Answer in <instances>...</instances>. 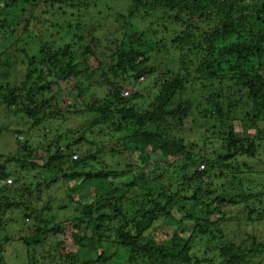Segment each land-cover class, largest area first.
Instances as JSON below:
<instances>
[{
  "label": "trees",
  "instance_id": "trees-1",
  "mask_svg": "<svg viewBox=\"0 0 264 264\" xmlns=\"http://www.w3.org/2000/svg\"><path fill=\"white\" fill-rule=\"evenodd\" d=\"M111 1L87 22L88 0H0V108L26 128L0 127L16 142L0 163V264L13 226L25 229L26 264H257L264 191L243 184L238 174L255 171L238 158L264 162V0ZM173 51L176 70L144 102L128 85ZM74 116L84 119L46 141ZM213 139L222 151L207 154ZM85 143L94 153L74 149ZM223 171L231 180L215 188Z\"/></svg>",
  "mask_w": 264,
  "mask_h": 264
},
{
  "label": "rangeland",
  "instance_id": "rangeland-1",
  "mask_svg": "<svg viewBox=\"0 0 264 264\" xmlns=\"http://www.w3.org/2000/svg\"><path fill=\"white\" fill-rule=\"evenodd\" d=\"M78 1L79 0H76V3ZM88 1L92 4V7L85 11V21H87V22L96 21V18H103L104 16H106V13H105L106 8L104 7V0H88ZM127 1H129V0H114V3H115V6H116V8L118 10L124 11ZM106 2H112V1L111 0H106ZM69 8H67V10ZM75 12L76 11L73 12L75 14V16H72V19H71L72 21H70L72 24H74L75 20H76L77 14ZM40 13H41V15L43 17H46L45 12L41 11ZM53 20L54 21H61L62 19L54 18ZM159 35H160L159 37L167 38L169 40L173 39V36H174L173 33H170V32L168 34H159ZM153 48L154 47H152L150 49L153 51V53H157V50L153 49ZM175 53L176 52L173 51V53L170 56H164V54H163L162 56L157 57V60H153L152 61L150 66L158 67L160 69L159 73L156 76H152V77H147L146 76V80L143 81L142 83L137 84V83L133 82V83L128 85L129 87H131L130 85L137 86V90L141 93L142 96L145 97L144 102L148 103L149 101H151L150 99H152V97H153V95H152L153 93L152 92H156V90H157V87H155V85L160 84L161 81L164 78H166V77L169 78L170 77V75L167 74L166 68L167 67H170V68L172 67V68H174L176 70L177 65L179 64V62L177 61L178 59H176ZM8 117H13V116L10 115L9 113H7V111H3L0 108V127H2L3 125H11V126H13L14 129H20V130L21 129H26L25 127H23L24 122L22 120H19V119L15 120V119H11V118H8ZM82 119H84V118L80 117V116L79 117L74 116L73 118H67L65 123L63 122L64 119L63 120H57L52 125V132L51 131L47 132V140L46 141L52 140L54 138V136H56V135H59L61 133L67 132L70 128H72L74 126V124L77 121L82 120ZM192 125L193 124L191 123L189 125V127H191ZM203 131H204V129H203ZM193 132L194 133L189 132L187 135H189V136H191V135L193 136L194 135L193 138L191 139V141H193L195 143L199 142V144H200L201 143L200 140H202V138L205 139V136L201 135V132H198L196 135H195L196 132L195 131H193ZM182 136H184V133H182ZM21 138L23 139V137H20V139L18 137V140H21ZM21 141H24V140H21ZM46 141L45 140H39L38 143H39L40 149H41L42 146H46L45 145ZM102 141H107V139L101 138L100 140H97L96 142L100 143ZM15 143H16L15 139H11V140L6 142V141H3L1 139V137H0V163H4V160H5L4 157H2L3 153H11V152L15 151V149H16V147H15L16 144ZM87 144H88V146L86 145V143L84 144L85 145L84 148H83V144H81L80 146H77L74 149H79V150H82V151H85V152L87 151L89 153H94L95 149L91 148V145L89 143H87ZM221 147H222L221 142L219 140H216V139H213L212 143H210L207 147L201 146V148H203L207 154H211V151H213V152L216 151V152L220 153L222 151ZM74 156L72 158L73 160L75 159ZM77 158H78V155H77ZM262 159L264 160V158H262ZM246 160L251 162L252 166H254V171L255 172L253 174H250V173L241 174L240 173V174H238V176L242 175L243 184H245V186L246 185L247 186L253 185L252 192H254V193H256V192L260 193L261 192L262 193L264 191V176L261 175V171L264 170V162L260 161L259 166H255V160L246 159L245 157H239L238 158V161L240 163L243 162V161L245 162ZM157 163H159V165L163 166V167L166 165L164 161H161V159H158V158L155 157V158L152 159L150 166L151 165L155 166ZM199 169L202 170L203 166H200ZM148 171H149V168L146 170V172L148 173ZM220 173L221 172H219L215 177L212 176V178L210 179L214 183V187L215 188H217V187H219L221 185H224V184H226L227 182H229L231 180V175L229 173L223 171L224 174H227V175H224V176H227V178H225V177L220 178ZM15 174L18 175V176L20 174L19 177L23 176V173H19L18 171H15ZM11 179L15 180L14 177H12ZM8 181L12 182V180L8 179V180L2 181L1 183L7 184ZM14 183H13L14 187H16V182H14ZM1 186L2 185L0 184V188H1ZM57 188L58 189H63L62 187H59V186ZM44 199L45 200L42 201L41 206H45L46 205V197H44ZM58 201H60V200H58ZM55 206H57V205H55ZM229 209H230V212H237V211H232V207L231 206H229ZM59 214L62 215L63 213L59 212ZM11 216L13 218H16L15 214H12ZM213 217L215 218V216H213ZM155 226L161 228L162 225L158 221L155 224ZM235 226H236L235 223H233L231 225L230 229L232 228V229L235 230L236 229ZM13 228H14V235H11V238H12L11 242H13V244L10 247L8 246V251H7V254H6V261L8 262V264H26L28 259L26 257L25 247L22 244V242H20L18 240L19 239V237H18L19 236V232L18 231H20L22 234H24L23 230H25V229L24 228H20V227L16 228L14 226H13ZM242 228H240L241 230L239 232H237V233H239V234H241L243 236L248 235V233L251 231V230L248 229L249 228L248 226H246L247 230L245 228L242 230ZM255 230L257 231V236L259 237V242L263 243L264 242V223H262V224H260L258 226H255ZM58 240L62 241L64 243V251H63V253L72 252L74 254L75 258H77L78 260H81L82 255L77 250V248H75V246L73 244V240H72V238L69 235H66V236L60 235L59 237L56 238V241H58ZM248 247H250V246H248ZM48 248H49V244H48ZM258 256L259 257H254L253 258L254 262H257V264H264V251L261 252V254L258 255ZM88 257L89 258H94L95 256L90 255ZM56 262L58 264H61L64 261L61 259V256H59L57 258ZM68 262H72V261H68Z\"/></svg>",
  "mask_w": 264,
  "mask_h": 264
},
{
  "label": "clouds",
  "instance_id": "clouds-1",
  "mask_svg": "<svg viewBox=\"0 0 264 264\" xmlns=\"http://www.w3.org/2000/svg\"><path fill=\"white\" fill-rule=\"evenodd\" d=\"M11 183H12V182H11ZM11 183H10V184H11ZM7 184H9V181L7 182ZM10 184H9V185H10Z\"/></svg>",
  "mask_w": 264,
  "mask_h": 264
},
{
  "label": "built area",
  "instance_id": "built-area-1",
  "mask_svg": "<svg viewBox=\"0 0 264 264\" xmlns=\"http://www.w3.org/2000/svg\"><path fill=\"white\" fill-rule=\"evenodd\" d=\"M9 183H11V181H9Z\"/></svg>",
  "mask_w": 264,
  "mask_h": 264
},
{
  "label": "bare ground",
  "instance_id": "bare-ground-1",
  "mask_svg": "<svg viewBox=\"0 0 264 264\" xmlns=\"http://www.w3.org/2000/svg\"><path fill=\"white\" fill-rule=\"evenodd\" d=\"M158 244V243H157Z\"/></svg>",
  "mask_w": 264,
  "mask_h": 264
}]
</instances>
